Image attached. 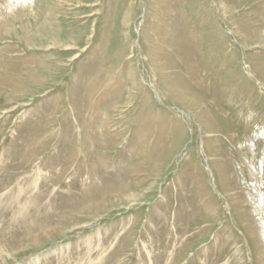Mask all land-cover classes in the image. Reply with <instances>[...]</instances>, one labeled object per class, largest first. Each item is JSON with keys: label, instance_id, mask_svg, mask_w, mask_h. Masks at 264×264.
<instances>
[{"label": "rangeland", "instance_id": "1", "mask_svg": "<svg viewBox=\"0 0 264 264\" xmlns=\"http://www.w3.org/2000/svg\"><path fill=\"white\" fill-rule=\"evenodd\" d=\"M0 264H264V0H0Z\"/></svg>", "mask_w": 264, "mask_h": 264}]
</instances>
